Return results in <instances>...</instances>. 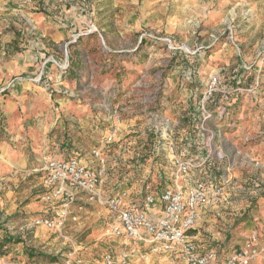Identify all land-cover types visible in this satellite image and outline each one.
<instances>
[{"label": "built area", "instance_id": "obj_1", "mask_svg": "<svg viewBox=\"0 0 264 264\" xmlns=\"http://www.w3.org/2000/svg\"><path fill=\"white\" fill-rule=\"evenodd\" d=\"M49 2L55 11V23L69 32L67 47H77L84 39L97 36L102 50L111 52L105 30L97 24L95 0ZM70 10L80 11L84 18L80 22L72 20ZM29 30H37L36 25ZM20 34L28 35L26 29ZM64 51L65 59L49 55L37 77L30 79L48 86L50 69L55 67L62 81L75 59L72 52ZM261 69L246 86H230L220 76L212 75L201 92L192 90L187 96L192 102L188 103L185 137H180L179 121L163 110L164 102H157L159 92L152 108L136 101L127 105L105 103L109 112L105 144L86 153L76 150L69 157H49L41 166L43 200L49 206L30 223L31 227L62 232L72 205L80 194H87L108 208L111 219L107 234L117 242L105 249L96 264H264V219L257 212L264 189L259 184L243 207L241 216L251 215L252 219L241 231V240H236L232 230L236 223L214 241L200 233L208 217H222L224 211L233 208V173L240 167L264 164L242 148V143L251 140L246 133L255 122L246 119L264 105ZM243 96L248 100L240 101ZM124 116L143 118L145 128L130 140L134 159L131 175L110 183L106 149L116 141ZM65 264L84 263L69 258Z\"/></svg>", "mask_w": 264, "mask_h": 264}, {"label": "rangeland", "instance_id": "obj_2", "mask_svg": "<svg viewBox=\"0 0 264 264\" xmlns=\"http://www.w3.org/2000/svg\"><path fill=\"white\" fill-rule=\"evenodd\" d=\"M95 6L97 24L105 30L106 45L111 52H104L99 38L92 36L83 40V43L87 41L86 46L83 43L77 46L76 53L81 59H91L89 73L94 69V74L82 78L80 84H63V80L53 74H50L52 79L48 86L29 79L47 88L51 95L90 105V133L84 125L86 116L72 114L65 117L66 112L60 113L66 124L69 122L77 132L84 135L85 131L86 137L93 136L88 141L80 138L84 142H75L74 135H69L73 147L82 145L89 152L94 146L106 143L109 112L105 103L112 87H120L122 91L114 102L121 105L130 101L143 102L149 108L159 92L157 102H164L163 110L179 121L180 137H185V129L189 126L188 103L192 102L187 96L192 90L201 92L210 76H220L231 86L236 75H244L243 85L246 86L257 77L262 67L260 75L264 77V0H103L100 6L96 3ZM127 27L131 28L126 30ZM55 51L62 49L55 48ZM187 77L190 81L186 80ZM161 93L162 99L159 98ZM248 98L243 96L240 101L245 102ZM252 112V118L246 119V122L255 121L252 130L246 133L251 140L242 143V148L264 163V126L261 128L260 125H264V105L255 114L254 110ZM143 122L141 117L124 116L116 141L108 145L106 168L110 183L131 175L134 159L130 154V140L135 132L145 128ZM53 154L48 157H55ZM69 156L68 153L64 157ZM25 181L26 189H16L15 192L18 196H28L41 206L45 188L40 184L38 174ZM233 183L236 187L232 196L233 208L224 211L222 217H208L204 230L200 232L205 233L210 241L222 237L230 224L236 223L232 229L236 235L248 226L251 215L242 217L241 214L257 184L264 189V164L240 167L233 173ZM137 190L141 189L138 187ZM44 203L41 211L34 214L36 217L47 210L49 205ZM258 207L257 212L264 219V193ZM13 215L4 211L0 221L10 225V229L6 227L10 232L6 235L11 237L6 238L10 241L7 246L12 245L10 253L14 252L3 259L14 264H65L69 258L81 260L84 264H96L110 245L108 236L104 235L108 233L111 219L109 210L87 194H80L79 200L72 205L62 232L31 227L30 223L36 217ZM213 224L216 226L214 230L209 228Z\"/></svg>", "mask_w": 264, "mask_h": 264}, {"label": "crops", "instance_id": "obj_3", "mask_svg": "<svg viewBox=\"0 0 264 264\" xmlns=\"http://www.w3.org/2000/svg\"><path fill=\"white\" fill-rule=\"evenodd\" d=\"M101 1L103 0H95L96 5L100 6ZM99 8L101 10V7ZM54 14L49 0L46 3L0 0V218L4 211L14 214V217L20 214L31 219L36 217L37 212L43 207L44 200L40 201V206L39 202L30 200L28 196H18L15 190L26 189L25 180L34 174H38L41 184L40 168L48 156L54 153L53 155L57 157H64L58 150L69 145L64 142L65 133L74 134V140L79 141L80 138H86L88 141L89 137H93H86L85 131L84 135L77 132L69 122L66 124L60 114L66 112L65 117L72 114L78 117L86 116L87 122L84 125L88 129L87 133H90L92 121V117L89 119V116H92L90 105L78 104L65 96L51 95L47 88L29 81L43 69V60L47 55H56L63 60L66 56L64 50L72 52V57L78 65L74 63L69 78L63 80V84H75L73 78L76 76V70L82 71L85 75H93L95 72L92 69L91 74L89 73L91 59H81L76 54L78 50L76 46H66L69 32L55 23ZM69 17L76 22L84 18L78 10H70ZM31 25H36L37 30L34 32L29 30ZM25 29L28 35L22 37L20 31ZM85 44H88L87 41L83 43ZM55 48L62 51L56 52ZM50 71L54 77L59 73L55 67ZM54 130L55 135L52 134ZM83 148L82 145L73 147L69 155H73L76 150L86 153L87 150ZM1 221L0 240L10 237L6 235L10 233L8 229L6 230L7 226L10 227L9 223ZM209 228L214 230L216 226L213 224ZM104 235L108 236L109 246L116 245L117 242L112 237L107 233ZM241 238L240 233L236 235V240ZM12 253L6 257L14 255V252ZM0 264L14 263L0 258Z\"/></svg>", "mask_w": 264, "mask_h": 264}, {"label": "trees", "instance_id": "obj_4", "mask_svg": "<svg viewBox=\"0 0 264 264\" xmlns=\"http://www.w3.org/2000/svg\"><path fill=\"white\" fill-rule=\"evenodd\" d=\"M109 54H110V53H109ZM108 60H110V56H109ZM75 61H76L75 59L72 60V62H71V67H70L69 70L63 75V80L69 78V76H70V74H71V71L73 70V65H74ZM243 72H245V71H243ZM225 77H226V79H227V76H225ZM82 78H89V77H88V75H85L82 71H77V70H76V76L73 78L74 82L80 84ZM232 80H233V81H232L233 85H235V84H239L240 86H241V85L244 86V85H243V84H244L243 82H244L246 79L244 78V75H236ZM121 92H122V91L120 90V87H116V86H115V87L110 88V89L108 90L107 95H106V96H108V97H107V100H108V101L111 100V99H112L111 101H115V100H117ZM114 94H115V95H114ZM113 96H115L116 99H113ZM55 132H56V130H54V133H55ZM54 133H53V134H54ZM69 135L71 136V135H74V134H71V133H65V134H64V136H65L64 142H65V143H68L69 145L66 146V147H62V148H60V149L58 150L59 153H61L63 156H67L68 153H70V152L72 151V149H73V146H72V145H73V143H72L73 141H72V138H71ZM73 140H74V138H73ZM76 140H78V139H76ZM76 140H74V141H76ZM51 151H52V149H51ZM58 151H56V152H58ZM6 238H7V237H6ZM6 238L0 240V258H3V257H5V256H7L8 254H10L11 249H12V245L7 246L8 243H9L10 241H8ZM9 238H11V237H9ZM49 264H53V263H49Z\"/></svg>", "mask_w": 264, "mask_h": 264}]
</instances>
